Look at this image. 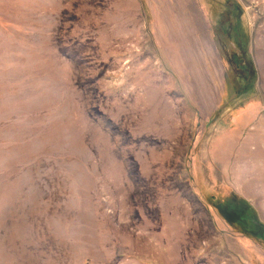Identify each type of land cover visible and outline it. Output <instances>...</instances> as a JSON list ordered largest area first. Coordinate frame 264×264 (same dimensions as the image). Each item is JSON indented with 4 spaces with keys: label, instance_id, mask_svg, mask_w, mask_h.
Instances as JSON below:
<instances>
[{
    "label": "rangeland",
    "instance_id": "rangeland-1",
    "mask_svg": "<svg viewBox=\"0 0 264 264\" xmlns=\"http://www.w3.org/2000/svg\"><path fill=\"white\" fill-rule=\"evenodd\" d=\"M0 264H264V0H0Z\"/></svg>",
    "mask_w": 264,
    "mask_h": 264
},
{
    "label": "trees",
    "instance_id": "trees-1",
    "mask_svg": "<svg viewBox=\"0 0 264 264\" xmlns=\"http://www.w3.org/2000/svg\"><path fill=\"white\" fill-rule=\"evenodd\" d=\"M248 68H246V67H244V73H246L248 70H247Z\"/></svg>",
    "mask_w": 264,
    "mask_h": 264
}]
</instances>
